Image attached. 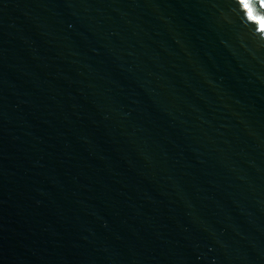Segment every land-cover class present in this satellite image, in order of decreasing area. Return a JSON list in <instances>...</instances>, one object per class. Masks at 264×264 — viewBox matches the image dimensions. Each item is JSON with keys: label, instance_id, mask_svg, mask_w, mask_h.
<instances>
[{"label": "water", "instance_id": "95a60500", "mask_svg": "<svg viewBox=\"0 0 264 264\" xmlns=\"http://www.w3.org/2000/svg\"><path fill=\"white\" fill-rule=\"evenodd\" d=\"M261 4L0 0V264H264Z\"/></svg>", "mask_w": 264, "mask_h": 264}, {"label": "snow or ice", "instance_id": "6c2138e0", "mask_svg": "<svg viewBox=\"0 0 264 264\" xmlns=\"http://www.w3.org/2000/svg\"><path fill=\"white\" fill-rule=\"evenodd\" d=\"M242 3H244V0H241ZM247 7V5H245ZM262 7H264V0H262V4H261ZM262 24H264V21H261Z\"/></svg>", "mask_w": 264, "mask_h": 264}]
</instances>
